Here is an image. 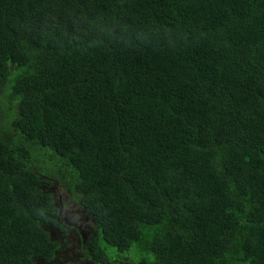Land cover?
Here are the masks:
<instances>
[{"label": "trees", "instance_id": "trees-1", "mask_svg": "<svg viewBox=\"0 0 264 264\" xmlns=\"http://www.w3.org/2000/svg\"><path fill=\"white\" fill-rule=\"evenodd\" d=\"M0 98V264L53 259L55 183L103 262L264 264V0H0Z\"/></svg>", "mask_w": 264, "mask_h": 264}, {"label": "flooded vegetation", "instance_id": "flooded-vegetation-1", "mask_svg": "<svg viewBox=\"0 0 264 264\" xmlns=\"http://www.w3.org/2000/svg\"><path fill=\"white\" fill-rule=\"evenodd\" d=\"M49 190L52 191L51 188ZM50 194L57 204L54 203L56 213L51 216L55 225L49 224L47 229L57 248L53 259L44 264H122L119 259L110 263L92 257L89 243L96 237L94 222L75 204L72 197L69 196V203L64 205L63 199L56 191ZM63 214L65 216L62 220ZM74 241L76 244H73Z\"/></svg>", "mask_w": 264, "mask_h": 264}, {"label": "rangeland", "instance_id": "rangeland-1", "mask_svg": "<svg viewBox=\"0 0 264 264\" xmlns=\"http://www.w3.org/2000/svg\"><path fill=\"white\" fill-rule=\"evenodd\" d=\"M0 102H3L2 98H0ZM14 115H15V111L13 109L8 112V114L6 115L5 118H3L1 116V114H0V139L1 140H11L14 144L22 145L23 147H26V148L29 149L31 143L29 141H26L20 135H18L13 130L12 124H9V122L13 121ZM4 133L9 134L13 138H10L9 136L5 135ZM31 152H32L34 157L37 156L36 158H37L38 161H36L34 159V162L36 164L37 170L40 173H42L43 175H45V176H47L49 178H57V170H58V167H59V161L55 160L54 162H51L47 158H42V153L43 152H46V154L49 155V152L44 150V149H42V148H36L35 150H32V148H31ZM52 181H53V183H55L54 179H52ZM55 188H58V189H55ZM51 190L52 191H56L57 195L61 196V198L63 199V204L64 205L69 203V195H68V193L66 191H64L62 188L58 187V185H56V183L51 187ZM52 191L49 190V192H52ZM54 203L57 204V201L54 200ZM70 204H71V200H70ZM64 216H65V214H63V216H62V220H63ZM93 228H94V226H93ZM73 244H76V241H74ZM129 254H133V256L129 255ZM129 254H127V255H125V254H117L118 255L117 259L121 260L124 264H131L128 261H129V259H132V257L134 259V256L137 259H143V258H146V257L152 259L151 255H148V254L143 253V252L139 253L138 249H137V247L135 245H133V247H131V250H130ZM136 254H138V255L136 256ZM35 264H42V263L36 262ZM69 264H71V263H69Z\"/></svg>", "mask_w": 264, "mask_h": 264}, {"label": "clouds", "instance_id": "clouds-1", "mask_svg": "<svg viewBox=\"0 0 264 264\" xmlns=\"http://www.w3.org/2000/svg\"><path fill=\"white\" fill-rule=\"evenodd\" d=\"M53 241V240H52Z\"/></svg>", "mask_w": 264, "mask_h": 264}]
</instances>
